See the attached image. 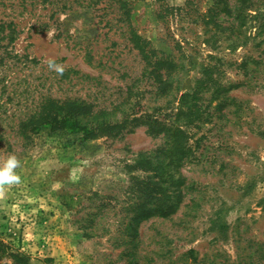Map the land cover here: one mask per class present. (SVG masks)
<instances>
[{
    "label": "rangeland",
    "instance_id": "1",
    "mask_svg": "<svg viewBox=\"0 0 264 264\" xmlns=\"http://www.w3.org/2000/svg\"><path fill=\"white\" fill-rule=\"evenodd\" d=\"M123 1L0 0V158L15 153L22 177L19 185L0 189V241L7 247L0 249V264H18L20 252L22 264H194V255L224 264L238 248L239 264H264L263 79L255 89L231 92L247 106L236 122L186 128L194 150L181 170L200 204L193 209L188 198L169 218L141 220L134 241L129 219L141 183L134 187L135 177L146 175L134 160L166 144L167 136H153L145 126L114 135V126L84 138L60 111L62 122L23 142L20 120L49 97H79L110 109L112 126L134 114H158L164 104L150 81L142 80L135 95L128 92L144 67L135 32L157 50L169 51L180 40L188 63L184 89L210 60L224 82L242 77L238 64L248 49L231 50L224 42L216 52L205 43L214 28L209 24L213 30L206 34L200 13L214 0ZM167 5L187 8L158 17ZM225 32L220 36L227 38ZM50 57L63 74L48 67ZM130 99L137 101L133 111Z\"/></svg>",
    "mask_w": 264,
    "mask_h": 264
},
{
    "label": "trees",
    "instance_id": "2",
    "mask_svg": "<svg viewBox=\"0 0 264 264\" xmlns=\"http://www.w3.org/2000/svg\"><path fill=\"white\" fill-rule=\"evenodd\" d=\"M122 2L126 3L123 0ZM165 7L161 6L158 17L162 13L164 19L168 15H181L187 8L185 5ZM200 15L203 17L202 25H205L206 34L212 29L208 28L209 24L214 28L212 35L205 40L214 51H223L226 47L224 42L228 43L227 47L231 50L238 47L248 49L238 64V73L242 77L233 80L227 76L224 82L222 79L225 74L210 60L202 66L194 85L184 89L182 79L188 63L184 52L180 55L179 48H183L180 40H176L169 51L157 50L151 46L149 40L134 31L131 36L133 45L138 50L144 67L142 74L134 78L128 86V92L135 95L140 82L147 79L155 88L159 101L169 110H164V106L159 105L155 109L158 114H134L115 122L112 126L110 109H97L95 104L79 97L63 100L49 97L18 124L19 134L25 143L32 141L34 134L43 126L62 120L70 121V126L83 131L84 138L98 137L102 132L111 131L114 126L117 129L114 135L133 132L137 127L145 126L147 132L153 136H167L166 144L140 152L134 160L135 165L141 167L146 175L140 181L135 177L134 187L141 183L136 190L138 194L132 205L134 211L129 219V237L132 241L134 235L138 234L136 228L141 220L154 217L169 218L188 198L186 205L192 206L193 209L200 204L199 198L194 196L195 185L187 183V177L181 170L187 162H191L194 150L187 139L189 135L186 128L194 126L201 129L205 124L218 120L236 122L245 115L247 106H243V102L231 92L241 87L255 89L261 85L260 79L264 80V0H214L213 6ZM226 29L227 38L220 36ZM208 57L221 58L214 54H209ZM129 102L133 111L137 101L133 103L130 99ZM60 111L64 112V117L59 121L57 118ZM0 249H7L2 241ZM188 252L189 257L193 256V249ZM193 257L194 264H206L204 260L207 257ZM15 258L18 264H22L21 261L26 259V255L20 252ZM240 258L238 248L236 258L229 257L224 264H239Z\"/></svg>",
    "mask_w": 264,
    "mask_h": 264
},
{
    "label": "clouds",
    "instance_id": "3",
    "mask_svg": "<svg viewBox=\"0 0 264 264\" xmlns=\"http://www.w3.org/2000/svg\"><path fill=\"white\" fill-rule=\"evenodd\" d=\"M47 64L50 69H54L59 74L65 71L63 65L57 63L53 57L48 58ZM20 166L21 160L15 153H9L6 157L0 158V189L22 183V177L17 171Z\"/></svg>",
    "mask_w": 264,
    "mask_h": 264
}]
</instances>
